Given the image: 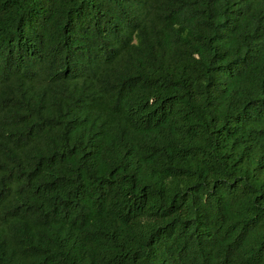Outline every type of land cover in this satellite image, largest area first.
Masks as SVG:
<instances>
[{
    "label": "trees",
    "instance_id": "obj_1",
    "mask_svg": "<svg viewBox=\"0 0 264 264\" xmlns=\"http://www.w3.org/2000/svg\"><path fill=\"white\" fill-rule=\"evenodd\" d=\"M0 264H264V0H0Z\"/></svg>",
    "mask_w": 264,
    "mask_h": 264
}]
</instances>
